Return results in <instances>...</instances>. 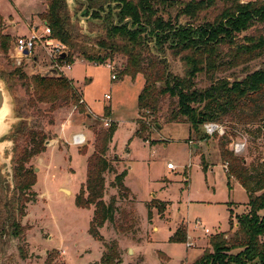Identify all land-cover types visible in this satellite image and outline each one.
<instances>
[{"label":"rangeland","instance_id":"obj_1","mask_svg":"<svg viewBox=\"0 0 264 264\" xmlns=\"http://www.w3.org/2000/svg\"><path fill=\"white\" fill-rule=\"evenodd\" d=\"M179 1L187 3L191 0ZM46 10L47 0H0L3 17L0 33L11 37L13 46L16 37L29 36V29L44 27L41 14ZM82 11L80 6L70 8L72 22L83 37H87L84 43L90 49L96 38L105 35L101 29L103 22L85 16ZM177 14L176 9L170 11L174 24L190 22L187 17ZM164 18L167 21L168 15L164 14ZM12 21L18 26L15 33H12ZM163 57L174 75H183V64L171 56L167 45ZM109 63L115 71L107 67ZM13 64L10 54L4 56L0 51V78L13 110L7 132L0 138L3 184L0 185V198L3 204H8L4 216L15 214L25 231L21 238L0 230V264H49L50 254L52 264H101L106 249L89 234L94 208H79L75 198L86 182L87 158L94 152L92 129H106V122L117 125L107 159L117 173L127 172L125 185L132 192L130 200H119L117 205L119 211L126 210L130 214L133 229L122 235L108 223L100 230L106 242H118L121 264H194L205 250L210 249L211 237L224 233L227 238L233 236L237 228L236 217L248 210V194L235 178H230L229 184V166L221 159L218 137H209L201 143L196 135L191 137L188 123H167L169 100L162 104L157 117L148 116L143 120L146 129L141 133L138 97L144 87V78L142 75L135 79L122 76L126 64L124 57L115 55L103 63H90L75 54L66 78L86 104L72 101L55 111L47 104L32 107L33 89L27 87L32 77L45 75L50 60L42 52L36 62L25 60L20 68L28 80L19 79L14 71L18 66ZM259 69H264V57L221 70L214 78L200 76L196 87L206 89L213 82L224 80L230 83L242 81ZM112 73L118 75L117 80H112ZM106 95H110L111 100H106ZM106 108L110 110L108 115ZM261 120L231 123L230 131L225 128L229 123L221 125L225 131L236 135L228 149L232 151L233 145L244 144L243 151L235 155L245 159L247 167L253 165L259 170L264 169V119ZM21 126L24 130L43 131L47 137L46 151L27 164L36 179V184L26 191L29 202L19 195L12 172L16 143L10 137L15 128ZM79 134H84L87 142L75 146L72 139ZM17 144L22 147L24 140L19 138ZM195 145H201L198 154L193 152ZM82 150L86 155L80 153ZM168 163H173L176 169L168 170ZM105 179V201L109 203L112 196H118V190L111 186L115 173H106ZM4 186H7L5 190ZM153 201L165 203L163 213ZM231 211L236 223L234 231H230ZM197 220L201 226L196 225ZM205 229L210 233L205 234ZM178 230L182 232L184 243L171 240ZM189 243L191 247L187 246Z\"/></svg>","mask_w":264,"mask_h":264},{"label":"trees","instance_id":"obj_2","mask_svg":"<svg viewBox=\"0 0 264 264\" xmlns=\"http://www.w3.org/2000/svg\"><path fill=\"white\" fill-rule=\"evenodd\" d=\"M83 1L89 5L85 16L103 22L101 29L105 35L93 41L98 52L94 47L86 48L84 38L87 37H83L72 22L68 0H47V10L41 14V20L51 29L52 37L68 47L69 52L63 58L68 63L74 64L77 53L90 63H103L120 55L126 59L121 72L123 77L135 79L143 76L144 87L138 97L141 133L146 129L143 120L148 116L157 117L166 100H169L166 122L188 123L191 137L196 135L202 143L210 137L204 133L206 123H229L225 128L230 131L231 123H257L264 119V69L256 70L242 81L230 83L224 80L213 82L206 89L196 87V80L200 76L214 78L221 70L264 57V0L247 3L243 0H191L187 3L179 0ZM107 5L108 13L101 15L99 12L105 13ZM76 6L84 8V4L79 2H76ZM172 9L190 22L174 24L170 16ZM91 10L95 12L91 14ZM164 14L168 15L167 21ZM127 20L132 21L131 26L129 22L124 24ZM2 23L3 17L0 15V26ZM166 45L171 56L183 64L182 76L174 75L169 70L168 61L163 57ZM11 47V37L0 33L1 53L8 56ZM14 71L20 80L29 79L20 67ZM30 82L27 87L33 89L30 98L32 107L47 104L50 110L55 111L72 101H81L73 83L66 77L37 75ZM105 114H110L108 108ZM116 131L117 125L114 123L106 129H92L94 152L87 158L86 182L75 198L79 208H94L89 234L104 244L106 250L101 264H121L122 260L118 242H106L100 230L108 223L113 225L116 233L122 235L133 229L130 214L126 210L119 211L117 205L119 200L128 201L132 195L125 185L127 172L117 173L107 159ZM235 136L226 130L224 136L215 134L211 138L219 139L221 159L229 166V184L233 177L246 190L248 210L236 217L235 231L236 223L231 211L230 231H234L233 236L227 238V233H224L211 237L210 249L205 250L194 264H264V215H260L264 212V169L259 170L253 165L247 167L245 159L228 149ZM10 138L16 143L13 157L17 191L21 198L29 202L26 191L36 184V179L34 171L27 168V164L46 151L47 137L43 131L24 130L21 126L15 128ZM19 138L24 140L22 147L17 144ZM192 149L194 154H198L200 145ZM80 153L86 155V151ZM201 161L206 169L202 154ZM108 172L115 173L111 186L118 190V196H112L106 203L105 175ZM153 203L157 204L160 212H164L165 203ZM11 216L15 226L13 234L23 238L24 227L16 222L18 217L15 214ZM148 217L152 218L151 210ZM182 236L178 230L171 240L184 243ZM21 254L25 257L23 252ZM47 261L52 264L51 254Z\"/></svg>","mask_w":264,"mask_h":264},{"label":"built area","instance_id":"obj_3","mask_svg":"<svg viewBox=\"0 0 264 264\" xmlns=\"http://www.w3.org/2000/svg\"><path fill=\"white\" fill-rule=\"evenodd\" d=\"M42 29V30H41ZM41 29L33 28L29 36L18 37L15 39L13 46L10 50V58L13 60L14 65L21 67L25 60H33L37 61L39 59V53L42 52L49 60L50 65L48 69H56L60 76L67 77L66 71L71 70L72 65L65 61L62 58L63 54H68V47L63 44L61 41L52 37L51 29L48 26H45ZM25 51H28V55L25 54ZM37 59V60H35ZM107 67L113 72L115 71V67L109 63ZM112 80H117L118 75H111ZM106 100H111L110 95H106ZM81 103L85 102L84 100L80 101ZM111 123L106 122L105 126L110 127ZM204 133L210 137L217 134L220 137L225 135L224 128L216 123H206L203 126ZM87 142V138L84 134H79L73 136L72 144L75 146H82ZM245 148L244 144H235L233 145L234 153H241ZM167 169L173 171L176 169L173 163L167 164ZM197 226H201V222L199 220L196 221ZM196 228V227H195ZM205 234H209V230H204ZM191 247L192 244L189 243L187 245Z\"/></svg>","mask_w":264,"mask_h":264},{"label":"water","instance_id":"obj_4","mask_svg":"<svg viewBox=\"0 0 264 264\" xmlns=\"http://www.w3.org/2000/svg\"><path fill=\"white\" fill-rule=\"evenodd\" d=\"M76 2L82 3L84 4V8H83V13H85L88 10V3L86 1L83 0H68V5L71 8L72 5H76ZM108 7L109 5H107L105 7V13L99 12L101 15L107 14L108 13ZM95 12L94 10H91V14ZM83 19V18H81ZM127 22H129V26H131L132 21L131 20H127L124 22V24H126ZM25 54L28 55V51H25ZM66 54L62 55V58H65ZM37 60V59H35ZM45 77H59V73L56 69H48V71L45 73V75H43ZM12 105L9 99V95L7 92L6 87L4 86V82L3 80L0 78V138L6 134L7 132V127L9 126V122L12 116ZM67 193V192H66Z\"/></svg>","mask_w":264,"mask_h":264},{"label":"flooded vegetation","instance_id":"obj_5","mask_svg":"<svg viewBox=\"0 0 264 264\" xmlns=\"http://www.w3.org/2000/svg\"><path fill=\"white\" fill-rule=\"evenodd\" d=\"M238 81V80H237ZM234 82V81H233ZM15 169H16V165L13 164V179H15ZM0 185L2 184V176H1V171H0ZM5 187L7 188V186H4L3 190H5ZM8 204H3L2 198H0V230H3V232L5 233H10L11 235L14 236V231H15V226H14V221L13 218L10 214H6V216H4V210L7 209ZM19 217L16 219V222L18 221Z\"/></svg>","mask_w":264,"mask_h":264},{"label":"crops","instance_id":"obj_6","mask_svg":"<svg viewBox=\"0 0 264 264\" xmlns=\"http://www.w3.org/2000/svg\"><path fill=\"white\" fill-rule=\"evenodd\" d=\"M11 24H12V29H13L12 33H15V31H16V29H17V27H18V26H17V23H15L14 21H12ZM29 28H30V27H29ZM32 29H33V28H32ZM32 29H31V30L29 29V32H30V33H31ZM29 35H30V34H29ZM16 38H18V37H16ZM201 143H202V142H201ZM201 143H200V144H201ZM200 146H201V145H200Z\"/></svg>","mask_w":264,"mask_h":264}]
</instances>
